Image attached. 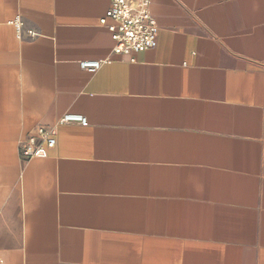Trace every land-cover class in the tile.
Returning a JSON list of instances; mask_svg holds the SVG:
<instances>
[{"label":"crops","instance_id":"0c3cea01","mask_svg":"<svg viewBox=\"0 0 264 264\" xmlns=\"http://www.w3.org/2000/svg\"><path fill=\"white\" fill-rule=\"evenodd\" d=\"M111 3L0 0V264H264V0H151L135 62Z\"/></svg>","mask_w":264,"mask_h":264},{"label":"built area","instance_id":"2783aa9c","mask_svg":"<svg viewBox=\"0 0 264 264\" xmlns=\"http://www.w3.org/2000/svg\"><path fill=\"white\" fill-rule=\"evenodd\" d=\"M151 0H112L110 10L101 20L115 41L114 53L131 57L157 48L159 26L151 10ZM18 28L22 26L17 19ZM108 61H82L80 68L95 73ZM61 125H81L87 127L88 119L79 114L68 113L61 117L56 126L39 128L29 138L21 141L20 154L26 159H44L57 145L58 127Z\"/></svg>","mask_w":264,"mask_h":264}]
</instances>
